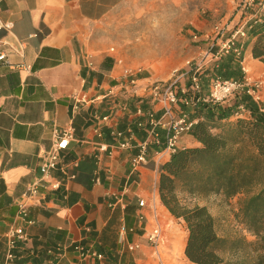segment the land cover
<instances>
[{"label":"crops","instance_id":"1","mask_svg":"<svg viewBox=\"0 0 264 264\" xmlns=\"http://www.w3.org/2000/svg\"><path fill=\"white\" fill-rule=\"evenodd\" d=\"M125 1L0 0V21L9 25L0 31V52L6 54L0 62V264L5 263L7 235L14 227L23 228L25 239L15 241L10 264H158L145 244L144 223L136 218L140 198L153 199L159 221L167 226L164 262L177 264L173 252L179 228H184L185 238L178 256L185 257V223L162 205L157 188L149 190L157 184L159 164L171 154L164 153L158 163L161 147L151 145L146 165L137 172L129 165L136 142L146 137L145 113L154 112L158 118L162 111L148 97L117 92L127 68L110 51L94 46V24ZM255 24L251 21L247 36L239 38L244 60L254 61L249 29ZM20 41L26 42L22 50ZM20 63L29 70L18 68ZM111 113V121L98 122L97 117ZM68 127L72 138L60 161L68 166L76 162V167H68L76 177L55 191H42L28 207L27 219L33 222L28 225L17 217L16 205L40 176V154L50 148L53 131ZM112 129L124 133L119 140L131 135V147H116ZM156 130L164 140L165 130ZM103 145L106 151L100 149ZM193 146L198 143L191 131L180 137L178 150ZM51 174L64 179L58 169ZM130 243L142 244L129 251ZM76 246L101 259H80Z\"/></svg>","mask_w":264,"mask_h":264},{"label":"rangeland","instance_id":"2","mask_svg":"<svg viewBox=\"0 0 264 264\" xmlns=\"http://www.w3.org/2000/svg\"><path fill=\"white\" fill-rule=\"evenodd\" d=\"M246 1L127 0L94 24V46L103 48L106 52L110 51L122 60L123 67L136 77L145 76L140 79L148 83H168L176 72L186 70L193 73L200 68L198 74L200 73L201 77V95H207L210 80L213 78L212 64L216 61L209 54V48L216 40L213 27L218 23H227L229 27L224 36L226 37L237 25L254 21L255 17L252 14L255 13V7L244 8ZM246 36L245 33L244 37ZM241 58L245 69L248 66L252 67L251 72L245 70V76L249 78L253 99L264 110V64L256 59L244 60L243 49ZM125 80L126 78L121 81ZM259 81H262L261 85H257ZM240 94L227 96L223 99L222 105L236 111L233 105ZM124 96H129V93L126 92ZM188 112L193 116L192 109H188ZM245 114L243 112L241 116L248 117V114ZM235 119L233 114L232 117L219 121L212 133L221 134L226 138L227 148L236 155L238 163L247 168H254L252 172L253 177L257 179L256 183L232 197L201 191L189 193L186 187L181 185L177 186L175 194L181 205L205 206L214 218L217 234L229 242L238 244L237 249H234L235 253L229 252L224 255L227 260L240 259L248 263L255 259L253 244L257 242V238L246 228L241 207L244 200L261 187L258 181L260 183L264 181V171L256 150L246 139L237 138L233 132ZM162 159H159L158 163ZM149 190L151 193L154 192L152 184ZM175 227L178 229V226ZM183 230L184 228H179V231H176L177 239L174 242L173 253L177 264L187 263L185 257L182 260L178 256L185 238ZM244 242L251 244L247 246ZM165 264L171 262L165 261Z\"/></svg>","mask_w":264,"mask_h":264},{"label":"trees","instance_id":"3","mask_svg":"<svg viewBox=\"0 0 264 264\" xmlns=\"http://www.w3.org/2000/svg\"><path fill=\"white\" fill-rule=\"evenodd\" d=\"M249 34L252 38L251 56L264 64V21L251 26ZM211 75L222 80L242 81L244 74L241 57L236 58L231 52L219 57L212 64ZM198 96L197 93L187 94L192 103L182 107L188 114V109H192L193 116L198 119L191 129L192 137L198 146L179 149L171 154L167 161L161 163L156 184L159 199L173 217L182 219L185 223L186 264H264V181H258L261 187L247 197L241 207L246 228L257 238V242L253 244L255 259L248 263L240 259L230 261L224 257L226 253H235L238 244L229 242L217 234L214 218L205 206L187 207L181 205L176 197L175 190L179 185L186 187L189 193L201 191L232 197L256 183L257 179L253 177L252 172L254 168H247L238 163L236 155L227 148L226 138L221 134L212 133L219 121L226 120L233 114L236 118L233 132L237 138L246 139L256 150L264 171L263 108L252 96L244 92L237 96L233 105L236 111L219 107L215 103L197 101ZM243 112L248 114V117L241 116ZM244 244L250 246L251 243Z\"/></svg>","mask_w":264,"mask_h":264},{"label":"built area","instance_id":"4","mask_svg":"<svg viewBox=\"0 0 264 264\" xmlns=\"http://www.w3.org/2000/svg\"><path fill=\"white\" fill-rule=\"evenodd\" d=\"M249 6L255 7V13L252 14L254 18V23H260L262 13L264 12V0H247L244 8H249ZM261 12V14H260ZM248 22V21H247ZM241 23L237 25L229 35L224 37L228 32V24L218 23L213 27V33H215L216 40L212 42L209 50V54L212 58L217 60L219 57L231 52L236 58L242 56V46L239 43V38L244 37L246 33V28L250 27L249 23ZM9 28V25L3 24L0 21V31L2 29ZM33 35H29L31 37ZM26 42H19V50L25 47ZM212 50H214L212 52ZM6 60V54L0 52V62ZM120 61V60H119ZM242 63V58H241ZM242 65V64H241ZM18 68L23 70H29V66L19 64ZM200 68L196 69L193 73L191 71H179L176 72L174 78L168 83H158V82H146L142 81L139 77H136L134 73L128 69L123 70V74L126 78L124 82L120 81L117 85V92L125 95L126 92L129 93L131 97H148L152 103L158 104L160 107L161 115L158 118L154 117V112H147L145 116L147 117V128L146 137L144 140L136 142L134 148L136 153L130 157L129 165L132 172H137L139 169L148 163V149L151 145L156 147H161L157 152V159H160L166 154H173L178 150V141L180 137L189 132L193 126L198 122V119L190 118L189 114L185 112L182 107L184 105H190L192 103L191 98H187V94H199L197 101L209 102L219 104L222 103L224 98L229 95H238L239 93H247L253 97L252 91L249 86V78L245 76V68L242 65L243 70V80H222L219 77H213L210 80L209 89L207 95H201L202 84L198 74ZM262 81L257 82V85H261ZM113 93V92H112ZM122 110L125 109L124 105L120 107ZM138 115L143 113L141 108L136 110ZM114 113L104 115L102 117H97L98 122L104 123L111 121ZM139 127H144V124L139 122L137 124ZM157 127H161L165 130L164 140H161ZM111 135L118 140L116 147L120 149H128L131 147L130 139L132 136L123 138L124 133L112 129ZM72 138V128L68 127L62 129L61 131H53L52 134V144L48 150H42L41 165H40V176L32 181L26 188L22 195V199L17 203V217L28 225L33 222L27 219L28 207L31 203L40 196L42 191H55L61 185L63 181L75 179V173L69 172L68 167H76L77 163L73 162L71 164L65 165L61 164L60 155L63 151L68 148L70 139ZM103 151L107 150L106 146H100ZM58 169L64 179H57L52 176V171ZM156 185L154 184V189ZM139 212L136 215L138 221L143 222V235L145 239V244L148 245L153 255L157 258L158 264H165L163 260V249L167 247V229L165 223L159 221L160 211L153 201V199L147 202L145 199L140 198L137 203ZM149 223V227H147ZM124 230V228H123ZM24 240L25 233L22 227H14L10 233L7 235L6 240V253H5V263L10 264L13 259V248L15 246V241ZM142 243H130L126 246L127 250L133 251L140 247ZM74 250L78 253L80 259L86 257H95L101 259V256L85 250L82 247L76 246Z\"/></svg>","mask_w":264,"mask_h":264},{"label":"bare ground","instance_id":"5","mask_svg":"<svg viewBox=\"0 0 264 264\" xmlns=\"http://www.w3.org/2000/svg\"><path fill=\"white\" fill-rule=\"evenodd\" d=\"M251 70H252V67H250V66H248V67L246 68V71H247V72H251Z\"/></svg>","mask_w":264,"mask_h":264}]
</instances>
